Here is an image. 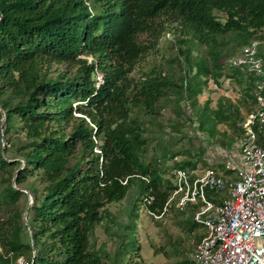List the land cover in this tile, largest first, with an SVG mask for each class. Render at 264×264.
<instances>
[{"label": "trees", "instance_id": "16d2710c", "mask_svg": "<svg viewBox=\"0 0 264 264\" xmlns=\"http://www.w3.org/2000/svg\"><path fill=\"white\" fill-rule=\"evenodd\" d=\"M167 30L177 49L169 72L153 66L133 77ZM254 43L264 60V0H0V264H104L90 238L106 206L137 186L145 210L160 215L174 190L156 161H144L142 116L155 118L172 102L177 116L196 114L198 131L210 137L226 125L234 136L224 147L235 148L255 80L228 62ZM60 64L70 69L54 73ZM222 79L241 87L243 116L223 97L215 109L198 108L208 82ZM255 131L264 148V128ZM174 168L195 170L197 160ZM18 189L33 199L28 226Z\"/></svg>", "mask_w": 264, "mask_h": 264}, {"label": "rangeland", "instance_id": "374dc122", "mask_svg": "<svg viewBox=\"0 0 264 264\" xmlns=\"http://www.w3.org/2000/svg\"><path fill=\"white\" fill-rule=\"evenodd\" d=\"M216 15L221 20L224 17L221 13ZM174 40L173 31H165L159 40L158 52L146 56L137 65L132 76L137 78L153 66L169 72L167 63L177 53L176 47L173 46ZM201 51L202 48L193 51L192 54L200 55ZM64 69L69 70L70 67L64 64L54 65L52 71L62 72ZM219 83L220 85H215L212 81L208 82L206 90L197 98L198 108H203L207 102L210 109H215L218 100L223 97L238 105L243 116L247 107L242 101L241 87L237 81L222 79ZM185 102L180 103V110L184 109L189 114L190 108L186 107ZM192 110L193 113L196 112L195 109ZM176 111L178 110L175 109V105L168 102L159 116L155 118L142 116L146 127L147 144L144 161L152 165L156 161L164 179L171 182L173 167L190 158L197 160L199 171L212 166L209 160L217 157L221 163L216 167L222 168L227 163L229 155L235 151L234 147L230 149L224 147L229 142L228 136H234L233 132L226 125L218 124L215 126L214 137H210L205 131H198L196 114L192 121H188L183 116H177ZM13 157H16L21 166L24 165L20 157L15 155ZM28 183L40 188L37 178L29 179ZM206 194L209 196V191ZM211 194L214 201L219 202L229 197L226 190ZM141 198L139 188L133 186L123 201L106 206L108 214L95 228L90 238V250L97 253L104 264H118L120 261L119 264H179L181 262L194 264L196 244L204 236L205 229L193 222V213L189 207L181 211L171 208L160 219H156L148 215ZM26 202L27 208L23 213V220L28 223L27 196L26 200L24 197L21 199V206L25 208ZM3 213L0 210V217Z\"/></svg>", "mask_w": 264, "mask_h": 264}, {"label": "built area", "instance_id": "2783aa9c", "mask_svg": "<svg viewBox=\"0 0 264 264\" xmlns=\"http://www.w3.org/2000/svg\"><path fill=\"white\" fill-rule=\"evenodd\" d=\"M228 67L246 68L255 80L253 109L236 123L241 135L234 148L239 162L203 171L174 168V190L162 213H147L160 219L172 207L180 211L197 207L193 222L203 226L205 233L196 244L195 264H264V148L258 145L255 131L264 128V60L254 43L231 58ZM97 79L102 82L100 76ZM224 172H233L235 179ZM224 190L229 197L220 203L206 194ZM152 199L145 196L143 202L149 205ZM18 264L28 263L19 259Z\"/></svg>", "mask_w": 264, "mask_h": 264}, {"label": "water", "instance_id": "95a60500", "mask_svg": "<svg viewBox=\"0 0 264 264\" xmlns=\"http://www.w3.org/2000/svg\"><path fill=\"white\" fill-rule=\"evenodd\" d=\"M0 113L2 115V119H4V112L1 110V108H0ZM5 147H6V143L3 142L2 153H4ZM10 162H12V161H10ZM23 166H21L18 171H20L23 168ZM18 171L15 173V176H14V178L12 180L13 185H15V178H16V174L18 173ZM14 188L17 189L16 186H14ZM18 190L21 191L22 193H24L28 197V200H29L28 211H29V208L31 207L32 201H33L31 194L28 191L24 190V189H18ZM28 211L26 212V214L28 213ZM25 224L28 226L27 222H25ZM28 231H29V236L31 238V242H33L32 241V232H31L29 227H28ZM33 255H34V252H33Z\"/></svg>", "mask_w": 264, "mask_h": 264}, {"label": "crops", "instance_id": "0c3cea01", "mask_svg": "<svg viewBox=\"0 0 264 264\" xmlns=\"http://www.w3.org/2000/svg\"><path fill=\"white\" fill-rule=\"evenodd\" d=\"M217 158H214L213 160H209L210 163H212L211 164L212 166H217L218 164L221 163L220 162L221 160L220 159H217ZM226 162H232V163H236L237 164L239 162V153H238V151L237 150L233 151L229 155V158H228V160ZM216 168L222 169V168H219V167H216ZM224 173H225L224 176H229V177L232 176V178L235 179V175L233 174V172H224ZM233 179H231V180H233Z\"/></svg>", "mask_w": 264, "mask_h": 264}]
</instances>
